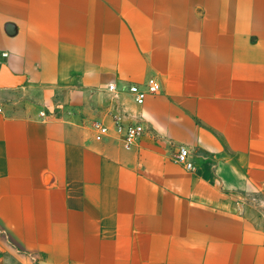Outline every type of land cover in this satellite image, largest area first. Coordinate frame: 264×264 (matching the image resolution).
I'll return each mask as SVG.
<instances>
[{"label":"crops","instance_id":"0c3cea01","mask_svg":"<svg viewBox=\"0 0 264 264\" xmlns=\"http://www.w3.org/2000/svg\"><path fill=\"white\" fill-rule=\"evenodd\" d=\"M0 106V264H264V0H0Z\"/></svg>","mask_w":264,"mask_h":264},{"label":"built area","instance_id":"2783aa9c","mask_svg":"<svg viewBox=\"0 0 264 264\" xmlns=\"http://www.w3.org/2000/svg\"><path fill=\"white\" fill-rule=\"evenodd\" d=\"M6 53H3V56H6ZM128 91L134 97V100L137 104H142L148 94H155L161 90V83L155 77H149L146 81V86L144 89L140 88L138 85H130L128 86ZM109 91H114L115 86L110 84L108 86ZM0 106V112H1ZM43 115V112H40ZM95 130V139L100 140L104 136H106L110 132L109 126L97 122L94 124ZM114 130L120 136L121 143L124 147H132L137 141L141 138L145 131V127L143 123L139 120L132 121L127 125H122L116 123L114 126ZM174 160L182 165L186 170L192 171L194 169L193 162L189 159V150L185 146H180L178 148L177 153L175 154Z\"/></svg>","mask_w":264,"mask_h":264}]
</instances>
